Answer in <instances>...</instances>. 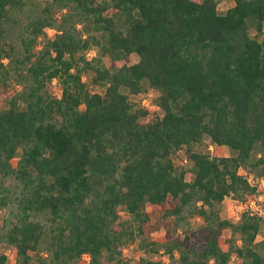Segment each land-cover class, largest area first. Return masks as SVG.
<instances>
[{
    "label": "trees",
    "instance_id": "16d2710c",
    "mask_svg": "<svg viewBox=\"0 0 264 264\" xmlns=\"http://www.w3.org/2000/svg\"><path fill=\"white\" fill-rule=\"evenodd\" d=\"M218 1L48 0L29 16L24 80L0 109V208L12 205L0 225V264L2 243L15 253L11 264H77L84 253L90 264H137L122 256L132 232L118 207L145 219L147 204H167L175 224L185 208L205 222L199 241L166 231L154 242L156 252L178 251L168 264H264L263 215L243 209L234 222L214 207L264 193L240 171L249 164L264 177V0H233L224 11ZM29 2L0 0V38ZM46 27L55 32L38 47ZM132 52L138 58L127 63ZM105 56L121 63L107 66ZM8 77L0 58V79ZM144 81L158 91L150 106L134 98ZM204 135L233 152L195 149ZM181 153L190 178L173 161ZM224 226L238 235L227 247Z\"/></svg>",
    "mask_w": 264,
    "mask_h": 264
},
{
    "label": "rangeland",
    "instance_id": "374dc122",
    "mask_svg": "<svg viewBox=\"0 0 264 264\" xmlns=\"http://www.w3.org/2000/svg\"><path fill=\"white\" fill-rule=\"evenodd\" d=\"M48 0H30V2L25 5L21 10L17 11L15 14V19L10 20L6 23V30L3 36L0 38V55L1 61L4 66L9 69V77L4 82L0 79V109L7 108L9 106L10 93L20 87L18 84L24 80L20 76V73H25L26 63L22 61V47H21V37L26 34L25 23L29 16L39 12L43 5L47 3ZM233 4V0H219L218 1V10L224 11L227 7ZM61 11L64 9H55L57 17L60 15ZM109 12V11H108ZM107 12V13H108ZM83 22H80L77 26L78 28L86 33L85 27H83ZM89 23H87L88 25ZM55 28L46 27L45 34H40L38 38L37 45L40 47L43 41L48 37L53 35ZM254 33V31H252ZM98 53V46H91L86 55L92 57ZM138 55L135 52H132L125 61L131 63L136 61ZM107 66L113 67L120 64V61H115L108 56L103 58ZM56 79L53 80V87L50 91L59 95L60 90L57 87ZM145 90L140 94V96H135L134 98L140 99L142 95L148 94L149 99H153L158 91L150 87L144 81ZM92 89L102 90V86L96 85ZM80 108H83V104L80 105ZM161 113V110H158ZM195 149H201L210 154H230L233 150L227 145H215L212 143L207 135L203 136V139L194 144ZM21 153V148L18 147L14 157L11 159L12 163L16 165L19 155ZM254 157V156H253ZM174 163L178 167H183L186 171L185 175L187 178L191 177L190 166L192 161L185 158L182 153L181 155L174 154L172 156ZM251 167L249 164L240 168V171L251 177L252 183H255L259 186H264V178L258 177L252 173ZM10 182V179L7 180V183ZM167 205V204H166ZM165 205V206H166ZM164 205H152L147 204L144 208V212L147 215V218L141 219L138 216L133 215L128 212L123 206L118 207L119 211V220L125 223V226L132 232V236H128L126 242L122 247V256L126 257L130 261L141 264L145 258L159 257L162 256L164 263L168 264L171 260H176L178 251L175 249L173 254L169 255L164 252L162 248L158 252L152 248L155 246L154 242H161L165 239V234L169 233L171 237H180V239H187L191 242L199 241L201 238V233L205 229V222L198 216H193L188 214L187 209L185 208L183 213L185 218L181 219L178 224L174 223V217L164 216L163 212L165 209ZM215 209L218 211L220 217L227 218L231 221L236 222L239 218L240 212L243 209H249L252 212L263 215L264 217V193H255L253 198L247 202L238 203L232 196H226L223 200L216 202L214 205ZM12 209V205L9 203L6 206L0 208V225L4 223L5 217L9 214ZM238 235L233 233L229 226L222 227L220 231V242L223 247H227L228 243L236 239ZM264 237V221L262 223L261 231L258 234V238ZM168 239V237H166ZM46 238L40 242V249L42 257L46 256ZM1 249L7 254V264H11L14 261L15 253L14 251L5 243H2ZM89 257V255H88ZM87 256L83 254L77 264H90L87 260ZM233 260V258H232ZM104 264H109L104 260ZM35 264H41L35 259ZM204 264V263H202Z\"/></svg>",
    "mask_w": 264,
    "mask_h": 264
},
{
    "label": "built area",
    "instance_id": "2783aa9c",
    "mask_svg": "<svg viewBox=\"0 0 264 264\" xmlns=\"http://www.w3.org/2000/svg\"><path fill=\"white\" fill-rule=\"evenodd\" d=\"M139 100H140L141 104H143V105H146V106L153 105V103H152L153 99H149L148 94L142 95ZM247 177H248L249 181H251V177L250 176H247ZM263 178L264 177H262L261 179H263ZM251 183H252V181H251ZM84 255L87 256V258H89L87 253H84ZM87 260H89V259H87Z\"/></svg>",
    "mask_w": 264,
    "mask_h": 264
}]
</instances>
